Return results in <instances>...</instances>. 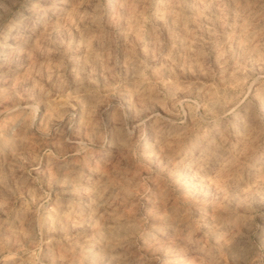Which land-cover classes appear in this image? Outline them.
Here are the masks:
<instances>
[{
  "label": "rangeland",
  "instance_id": "374dc122",
  "mask_svg": "<svg viewBox=\"0 0 264 264\" xmlns=\"http://www.w3.org/2000/svg\"><path fill=\"white\" fill-rule=\"evenodd\" d=\"M0 264H264V0H0Z\"/></svg>",
  "mask_w": 264,
  "mask_h": 264
},
{
  "label": "bare ground",
  "instance_id": "6f19581e",
  "mask_svg": "<svg viewBox=\"0 0 264 264\" xmlns=\"http://www.w3.org/2000/svg\"><path fill=\"white\" fill-rule=\"evenodd\" d=\"M33 20H37V17H35V18H33ZM7 49H5V51H6Z\"/></svg>",
  "mask_w": 264,
  "mask_h": 264
}]
</instances>
